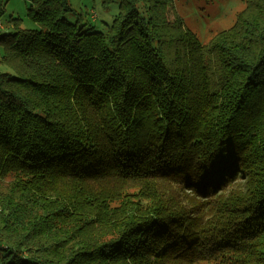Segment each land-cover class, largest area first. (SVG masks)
I'll return each mask as SVG.
<instances>
[{"label": "trees", "instance_id": "1", "mask_svg": "<svg viewBox=\"0 0 264 264\" xmlns=\"http://www.w3.org/2000/svg\"><path fill=\"white\" fill-rule=\"evenodd\" d=\"M172 4L7 20L0 264H264V0L207 44Z\"/></svg>", "mask_w": 264, "mask_h": 264}, {"label": "rangeland", "instance_id": "2", "mask_svg": "<svg viewBox=\"0 0 264 264\" xmlns=\"http://www.w3.org/2000/svg\"><path fill=\"white\" fill-rule=\"evenodd\" d=\"M32 0H5L4 11L0 15V34L11 30L10 16L21 18V27L40 29L27 15ZM75 13L64 17L75 22L94 26L95 30H104L118 13L119 0H69ZM245 7V0H173L172 12L168 19L178 16L184 26L190 30L202 44H207L218 32L233 25L237 14ZM174 14V15H173ZM3 52L0 46V56ZM0 71H14L0 62ZM202 264V263H198Z\"/></svg>", "mask_w": 264, "mask_h": 264}]
</instances>
